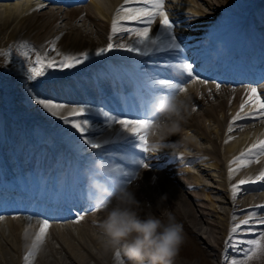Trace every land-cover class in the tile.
Segmentation results:
<instances>
[{"label":"bare ground","instance_id":"bare-ground-1","mask_svg":"<svg viewBox=\"0 0 264 264\" xmlns=\"http://www.w3.org/2000/svg\"><path fill=\"white\" fill-rule=\"evenodd\" d=\"M180 1L189 10L178 6L176 0H165V10L175 22L178 50L138 55L115 48L96 56V50L109 42L117 9L143 5L135 0L128 5L124 0H87L75 5L68 0H0V199L5 190L12 200L16 195V200L21 197L16 188H5L2 177L11 183H28L34 192L40 186L37 174L53 167L46 181L58 177L57 190L42 185L41 198L55 195L62 209L60 205L79 197V187L87 184L85 170H91L95 159L103 158L116 166L120 179L135 190L142 202V216L151 212L163 218L162 210L168 209L183 225L185 242L173 264H254L245 258L249 246L243 242L264 233L260 223L264 208L258 207L264 206V181L242 186L235 196L231 186L264 171V155L251 157L252 162L232 179L228 167L234 157L264 139V117L238 121L230 133L228 126L250 88L255 87L264 100V63L254 70L242 65L224 67L218 59L250 55L242 49L252 34L264 46V0H257L249 10L241 7L240 0ZM159 19L151 25L152 35L158 34ZM134 41L128 33H119L112 40L114 45ZM209 51L219 54L218 59L207 55ZM37 53L56 61L63 55L88 53V59L73 68H47L43 76L32 80L28 69ZM200 53L206 59L196 70V63L191 61ZM181 62L192 64L196 80L178 75L172 66ZM203 69H212L215 74L208 75ZM218 74L225 77L223 82H217ZM161 80L183 83L184 92L191 98V115L181 133L168 137L162 151L143 152L133 146L139 144L138 138L125 133L120 124H110L103 112L111 109L117 119H150L139 117L138 112L147 107L151 97L176 93L161 85ZM38 100L65 107L54 116ZM78 108L88 110L90 127L85 135L98 141L100 149L85 144L79 131L61 119H84L69 116ZM245 111L250 109L246 106ZM229 136L232 139L225 143ZM134 158L144 159L150 167L134 164ZM163 194L167 199L157 207ZM78 203L76 211L61 220L49 209H35L32 215H43L37 218L27 214V206L8 213L0 209L4 217L0 220V264H25L24 256L31 251L25 247V230L35 240L44 220L50 226L30 264H116V254L102 249L99 230L93 225L106 212L88 200ZM250 213H254L250 223L231 236L240 245H226L232 225L248 219ZM79 216L83 219L77 223ZM191 246L199 247V261L188 251ZM261 254L259 264H264V252ZM121 259L131 264L122 255Z\"/></svg>","mask_w":264,"mask_h":264},{"label":"clouds","instance_id":"clouds-1","mask_svg":"<svg viewBox=\"0 0 264 264\" xmlns=\"http://www.w3.org/2000/svg\"><path fill=\"white\" fill-rule=\"evenodd\" d=\"M190 104L191 98L184 91L151 97L145 132L150 137L147 152L162 151L168 137L181 133L183 123L191 115ZM85 176L88 201L97 210L106 212L93 225L99 230L102 249L116 254V264H126L121 255L131 264H173L185 242L183 225L174 213L163 209V218L151 212L142 216V202L135 190L120 179L117 167L103 158L95 159L91 170H85ZM166 199L167 194L161 195L157 207ZM23 238L26 248L39 249L40 244L33 248L34 240L28 232Z\"/></svg>","mask_w":264,"mask_h":264},{"label":"snow or ice","instance_id":"snow-or-ice-1","mask_svg":"<svg viewBox=\"0 0 264 264\" xmlns=\"http://www.w3.org/2000/svg\"><path fill=\"white\" fill-rule=\"evenodd\" d=\"M136 3L143 5L140 7H125L122 5L117 9L116 15L111 22V34L108 37V43L106 47L99 48L96 50L95 55L101 56L105 53H108L115 48L126 50L127 52L136 53L138 55H149L150 53H161L169 52L171 50H178L180 45L177 43V37L174 35L175 22L169 18V13L165 10V0H135ZM125 5L133 3V0H124ZM43 7V5H41ZM38 10V9H37ZM159 17V29L158 34H151V25ZM126 22H137L139 24L145 25L144 27H134L122 23ZM119 33H128L130 37H135L134 43L128 45L118 44L114 45L112 42L113 37ZM52 50L55 51V44L52 45ZM57 55H61L57 52ZM88 59V53H82L79 56L73 55H63L59 61L47 59L46 55L41 56L37 53L36 58L32 61V65L29 69V79L35 80L38 77H41L45 74V70L51 67H59L61 69L73 68L76 65L82 64L85 60ZM178 75L182 78L186 75L192 80H196L197 77L193 75V66L190 63H177L173 65ZM204 82V81H201ZM161 85H165L168 89H171L174 92H183L185 88L182 82H168L165 80L159 81ZM217 90H219L220 85H216ZM44 108L48 109L52 115H59V111L65 106L62 104H56L53 102H46L44 100H38ZM248 107L250 111H245V107ZM87 109L78 108L73 109L69 116L75 117H85L84 119H77L69 121L68 117H61L65 123H71L72 127L79 131L81 134V139L84 140V143L89 145L92 149H100L102 145L91 138L88 135H85L89 131L90 120L87 118ZM195 111V109H193ZM103 116L107 119L110 124L118 123L123 127L125 133H130L131 137L138 138L139 144L133 145L134 147H139L143 152H147V136L144 129L147 128L146 119H137V120H125L117 119L116 117L110 115L108 112H103ZM264 117V100L261 99V95L258 93V90L253 87L248 90L247 99L243 101L240 105L239 111L235 116L232 117V120L229 122L228 132H232L233 125L238 121L245 120L253 117ZM232 139L231 136L225 140V143H228ZM258 155H264V139L258 140L253 143L248 149L242 151L238 156L234 157L233 160L229 161L228 167V176L229 179H232L233 175L238 172L242 167L248 166L252 161L251 157H256ZM138 166L144 168H149L150 165L145 162L144 159L134 158L132 161ZM235 165V167H233ZM258 181H264V171L260 172L254 179H241L237 184L231 186V191L233 195H237L241 190L242 186L249 183L255 184ZM264 208V206H258ZM254 216V213L249 214V218L241 221L240 223H234L230 228V239L226 241V245H231L233 248H237L240 245V241L235 243L231 240V236L235 235L241 231L244 225H248ZM4 217L0 216V220ZM83 217L79 216L75 222L79 223ZM235 220V217H233ZM264 224V221H260ZM49 221L44 220L41 224L39 232L37 233L33 248H36L38 244L43 243L44 236L46 235L47 229L49 228ZM27 232V229L25 230ZM243 243H246L249 247L245 252L246 259H252L253 256L264 252V233H261L258 238L249 239ZM119 255V253H117ZM34 256V251H30L27 255L24 256L25 264H30L31 259ZM232 264H237L233 261Z\"/></svg>","mask_w":264,"mask_h":264},{"label":"rangeland","instance_id":"rangeland-1","mask_svg":"<svg viewBox=\"0 0 264 264\" xmlns=\"http://www.w3.org/2000/svg\"><path fill=\"white\" fill-rule=\"evenodd\" d=\"M176 2H177V5L178 6H183V9L184 10H189V7L187 5H185L184 3H182V1L176 0ZM240 4H241V7H244V8H247V9H252L254 7V5L256 4V1L255 0H252L250 2L249 0H240ZM168 6H172V5H168ZM259 49L261 50L260 47L259 48L258 47L257 48H254V50H258V51H259ZM188 251L190 253H193L192 255H194L195 260L199 261V247L191 246V249H188ZM261 256H262L261 253H260V255L257 254L255 256H253L252 259H249V261H251L254 264H256V262L258 261V264H259ZM202 264H205V263H202Z\"/></svg>","mask_w":264,"mask_h":264}]
</instances>
